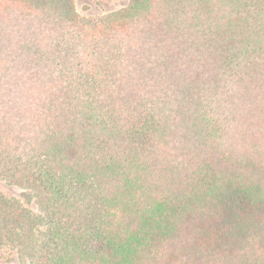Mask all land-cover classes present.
<instances>
[{
    "label": "trees",
    "instance_id": "obj_1",
    "mask_svg": "<svg viewBox=\"0 0 264 264\" xmlns=\"http://www.w3.org/2000/svg\"><path fill=\"white\" fill-rule=\"evenodd\" d=\"M0 179L24 264H264V0H0Z\"/></svg>",
    "mask_w": 264,
    "mask_h": 264
},
{
    "label": "rangeland",
    "instance_id": "obj_2",
    "mask_svg": "<svg viewBox=\"0 0 264 264\" xmlns=\"http://www.w3.org/2000/svg\"><path fill=\"white\" fill-rule=\"evenodd\" d=\"M128 0H74L75 6L81 15H98L123 6ZM27 190L17 185L9 184L0 179V192L8 198H19L23 204L37 212L33 200H26L23 195ZM0 263L2 264H24L17 257L15 250L10 246L0 247Z\"/></svg>",
    "mask_w": 264,
    "mask_h": 264
}]
</instances>
